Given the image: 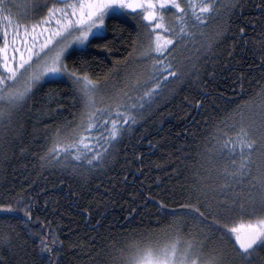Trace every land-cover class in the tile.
I'll return each instance as SVG.
<instances>
[{"label": "trees", "instance_id": "obj_1", "mask_svg": "<svg viewBox=\"0 0 264 264\" xmlns=\"http://www.w3.org/2000/svg\"><path fill=\"white\" fill-rule=\"evenodd\" d=\"M19 1L5 0L14 18L23 11ZM46 2L51 6L56 0ZM220 4L226 7H218L202 29L213 42L211 52L201 48L197 53L199 43L177 52L184 63L200 57V78L158 98L111 149L102 167L70 172L41 159L52 146L55 129L75 123L83 110V101L73 96L66 80L59 85L46 82L29 114L0 130V206L12 209L0 207V234L13 237L22 264H43L41 239L59 250V264H122V252L144 233L170 230L172 217L161 215L158 204L181 211L182 193L194 179L214 183L225 166L231 168L233 153L239 166L243 138L237 139L231 125L245 111V100L252 98L254 110L261 102L257 94L264 88V0H217ZM42 15L47 16L46 10ZM33 18L42 23L39 16ZM124 19L119 26L108 21L106 40L94 41L82 58L70 56L69 65L75 60L93 80L120 86L152 31L139 16ZM167 24L169 28L179 24L175 9L169 10ZM156 31L168 35L165 28ZM192 31L202 42L199 31ZM228 138L235 141L234 149L222 148ZM101 144L103 140L90 147L100 150ZM250 159L260 164L264 151ZM25 205L31 209L30 218L24 214Z\"/></svg>", "mask_w": 264, "mask_h": 264}, {"label": "snow or ice", "instance_id": "obj_2", "mask_svg": "<svg viewBox=\"0 0 264 264\" xmlns=\"http://www.w3.org/2000/svg\"><path fill=\"white\" fill-rule=\"evenodd\" d=\"M20 7L22 13L14 18L9 5L0 0V66L4 69L0 72V130L20 123L29 114L30 105L37 102L46 82L59 85L68 81L73 96L83 101V110L75 123L55 129L52 146L41 159L54 167L78 172L102 167L111 149L158 98L200 78V57H189L184 63L177 59V52L188 51L189 44L194 43L200 44L197 53L201 48L211 52L213 42L202 29L218 7L226 6L217 5V0L199 4L191 0L187 4L181 0H56L51 6L46 0H32ZM172 9L176 10L179 24L165 28L168 35L161 36L156 30L164 27L160 23L163 10ZM45 10L47 16L42 15ZM37 16L42 23L33 18ZM129 16L147 21L144 27L152 31L140 50V58L125 72L120 86L93 80L75 60L69 65L70 56L82 58L94 41L106 40L108 21L119 26ZM52 20L55 28L42 27ZM38 28L41 31L37 32ZM192 29L199 31L202 42L195 40ZM21 39L23 44L17 46ZM257 96L261 100L258 110L249 103L250 97L244 101L247 107L239 113L237 124L231 125L237 139L243 138L239 166L233 153L231 168L225 166L214 183L194 179L182 193L181 211H169L167 204H158L161 215L172 217L170 230L144 233L122 252V264H264V160L255 164L250 159L258 150L264 151V88ZM94 136L99 139L94 140ZM100 140V150L90 147ZM229 145L235 148L231 138L223 141L222 148ZM0 207L12 211L10 206ZM23 210L30 218V207L25 205ZM40 245L43 264H59V250L44 239ZM22 261L13 237L0 234V264Z\"/></svg>", "mask_w": 264, "mask_h": 264}, {"label": "rangeland", "instance_id": "obj_3", "mask_svg": "<svg viewBox=\"0 0 264 264\" xmlns=\"http://www.w3.org/2000/svg\"><path fill=\"white\" fill-rule=\"evenodd\" d=\"M28 2H29V0H20L18 5H22V4L28 3ZM19 8H21V7H19ZM167 19L169 20V10H163V20H161V24L164 25V27L161 28L162 30L164 28H169L170 27V25L167 24L168 23ZM55 27H56L55 20H52V21H50V23L46 24V28H55ZM46 35H47V33H46ZM152 40L154 41L155 38H153ZM147 43H148V41H147ZM36 50L38 51V49H36Z\"/></svg>", "mask_w": 264, "mask_h": 264}]
</instances>
